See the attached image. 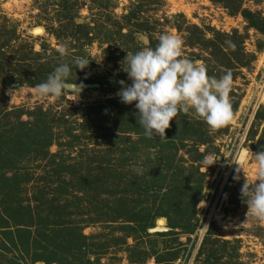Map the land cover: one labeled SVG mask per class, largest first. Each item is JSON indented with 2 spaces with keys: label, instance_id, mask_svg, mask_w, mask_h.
Wrapping results in <instances>:
<instances>
[{
  "label": "rangeland",
  "instance_id": "obj_1",
  "mask_svg": "<svg viewBox=\"0 0 264 264\" xmlns=\"http://www.w3.org/2000/svg\"><path fill=\"white\" fill-rule=\"evenodd\" d=\"M162 33L180 37L182 55L209 76L231 72L229 124L212 130L180 113L165 135L181 143L125 124L137 110L116 95L119 81L131 83L122 62L155 48ZM77 58L89 60L68 77L83 86L79 95L37 94L59 63ZM263 79L264 0H0V112L13 126L1 152L13 161H0V264H48L52 254H73L74 264H264V220L240 196L245 182H258L264 88L250 97ZM4 176L15 177L8 185ZM40 216L53 224L48 234L72 223L82 249L48 243ZM140 217L153 228L142 229Z\"/></svg>",
  "mask_w": 264,
  "mask_h": 264
},
{
  "label": "clouds",
  "instance_id": "obj_2",
  "mask_svg": "<svg viewBox=\"0 0 264 264\" xmlns=\"http://www.w3.org/2000/svg\"><path fill=\"white\" fill-rule=\"evenodd\" d=\"M183 40L177 35L162 33L155 48H145L127 53L123 71L130 84L119 81L121 85L116 95L121 103L133 104L137 110L136 122L143 129L145 137H159L164 140L169 122L180 113L191 111L212 129L229 124L233 118L229 92L232 87L231 72L219 78L209 76L203 64H196L182 55ZM61 57L66 55V45L58 49ZM89 60L77 58L73 67L61 62L49 74L46 80L36 86V92L42 97H60L71 90L78 93L82 85L69 84L68 77L74 68L84 70ZM126 65V67H125ZM258 166L257 183H244L240 189L242 203L247 206V213L264 220V150L253 153ZM214 159L205 157L202 163L207 167L214 164ZM237 169L240 161L234 162ZM141 174L139 167L133 169Z\"/></svg>",
  "mask_w": 264,
  "mask_h": 264
},
{
  "label": "trees",
  "instance_id": "obj_3",
  "mask_svg": "<svg viewBox=\"0 0 264 264\" xmlns=\"http://www.w3.org/2000/svg\"><path fill=\"white\" fill-rule=\"evenodd\" d=\"M246 19L247 20H249V18H248V16H246ZM253 26H254V24H253ZM255 27V26H254ZM259 30V29H258ZM3 113H5L3 110L0 112V137H1V139H0V141H2L3 142V144H4V146H5V149H3V150H1V147H2V144L0 145V161H4V162H2L3 164H5V163H10L11 164V162L13 161L12 159V156L10 155V154H8L7 156H5V155H3L1 152L2 151H4V150H6V147H7V145H8V140H9V137L11 136V131H13V129H12V124H9L8 122H7V113L6 114H3ZM9 114V113H8ZM4 115V116H3ZM131 116V115H130ZM3 117V119H1ZM134 119V120H133ZM4 120V124L2 125V121ZM133 120V121H132ZM133 122V123H132ZM132 124V127L134 126L135 128V130H132V131H135L136 133H138L139 135H141V134H143V129L141 128V127H139L138 126V124H137V122H136V118H133V117H129V121H126L125 122V124L127 125V124ZM22 125H27V124H24V123H22ZM119 129H121V128H119ZM119 133H122V134H124L123 132H121V131H118ZM170 133V132H169ZM168 133V134H169ZM74 135V134H73ZM180 134H176L175 136H174V134H172V133H170L168 136L167 135H165V138L166 139H164V140H160V141H165V140H168V139H173L174 141H179L180 143L182 142L181 141V138H180V136H179ZM3 138V139H2ZM74 138H76V137H74ZM157 139L158 141H159V137L157 136V137H151V139ZM262 138H264V137H262ZM8 139V140H7ZM76 139H78V138H76ZM6 140H7V142H6ZM5 143H6V145H5ZM10 143H12V142H10ZM260 145H262V148H263V150H264V139L262 140V142H261V144ZM70 146L71 147H73L71 144H70ZM132 151V150H131ZM48 153V152H47ZM47 155H49V154H47ZM51 157H54V158H56L57 156H54V155H52ZM53 163H55V162H53ZM59 168L61 169V166H59ZM52 172V171H51ZM55 173H54V175H60L61 173H64L63 171H61V172H58V174H57V172H56V170L54 171ZM15 177V176H14ZM13 176H12V178H7L6 176H4V180L6 181V184H11L12 182H13V178H14ZM60 178H62L63 179V182H64V179L66 180V178H64V177H61V176H59ZM53 183V182H52ZM52 183H50V184H52ZM154 188H156V186H152L151 188H149V189H151V191L154 189ZM150 191V190H149ZM9 196L7 195V197H5V199H4V201H6V200H8L9 198H8ZM10 198H12V196H10ZM15 198H18L17 196H15ZM19 207H21V208H24V205L20 202V204H19ZM26 209V208H25ZM28 210H29V208H27ZM142 211H144V210H142ZM144 213V212H143ZM8 215V214H7ZM143 215V214H142ZM141 215V216H142ZM145 215H148L149 217H150V214H145ZM36 217H37V214L35 215ZM8 219L10 218L9 217V215L8 216H6ZM128 217V219H133L132 217L133 216H127ZM158 217H164V216H158ZM27 218L29 219V221H32V215H31V212H30V210H29V212H28V215H27ZM141 218V217H140ZM14 220V219H13ZM12 220V221H13ZM190 221H191V219H189ZM41 224H40V226L41 225H44L42 228H41V232H39L38 231V234L39 235H42L41 233H44L45 235H44V237H46V239H48L49 241H48V243H50V242H52L53 244H55L58 248H62V245H69V246H72L71 248H73V247H77V249H79L80 248V250L82 249L81 248V244L80 243H77L78 242V240H79V238H77V235L75 234V230H73V228H71V227H73V226H71V224L72 223H70V222H58V223H60L61 225H62V228L61 229H57V230H54V233L53 234H48L47 232H44L46 229L47 230H49V229H51L52 230V227H53V224H50V220L48 219V217L47 218H44V217H42V216H40V218H39V220H38ZM136 221V220H135ZM170 222H169V228H171V229H178L179 228V226H180V224L178 223V222H173L171 219L169 220ZM137 222H139L140 224H141V228L143 229H147V228H153V224H149L150 223V221H149V219H146V218H141V219H139V220H137ZM23 223H27V221L26 220H24V222ZM3 225H7L8 223L6 222V220H3V223H2ZM34 223H32V225H33ZM39 225V224H38ZM54 225H57V224H54ZM24 226V225H23ZM24 227H26V226H24ZM55 227V226H54ZM46 228V229H45ZM78 239V240H77ZM36 243L37 244H35V245H37V247L39 246H42L41 245V243L40 242H37L36 241ZM44 249V248H43ZM74 249V248H73ZM71 251L72 250H70V253H71ZM1 254H3V253H1ZM4 256H2L1 255V258H3V259H6V256H5V254H3ZM52 257H55V260H52L53 262L51 263V262H49V263H51V264H59V263H65V264H74L75 262H74V255L73 254H70L69 255V257H61V258H58L57 257V255L56 254H52ZM42 258V257H41ZM56 258H58V259H56ZM47 263V262H46ZM48 263V264H49Z\"/></svg>",
  "mask_w": 264,
  "mask_h": 264
},
{
  "label": "water",
  "instance_id": "obj_4",
  "mask_svg": "<svg viewBox=\"0 0 264 264\" xmlns=\"http://www.w3.org/2000/svg\"><path fill=\"white\" fill-rule=\"evenodd\" d=\"M247 156L248 151L246 149H242L237 158V161H240V165L246 160Z\"/></svg>",
  "mask_w": 264,
  "mask_h": 264
},
{
  "label": "built area",
  "instance_id": "obj_5",
  "mask_svg": "<svg viewBox=\"0 0 264 264\" xmlns=\"http://www.w3.org/2000/svg\"><path fill=\"white\" fill-rule=\"evenodd\" d=\"M263 88H264V79L260 81V84L259 85H257V87H256V93L255 94L252 93V95H251L250 98H253V97L256 98V96L258 97L259 96V95H257V92L258 91H261L260 94H262V89Z\"/></svg>",
  "mask_w": 264,
  "mask_h": 264
},
{
  "label": "bare ground",
  "instance_id": "obj_6",
  "mask_svg": "<svg viewBox=\"0 0 264 264\" xmlns=\"http://www.w3.org/2000/svg\"><path fill=\"white\" fill-rule=\"evenodd\" d=\"M158 224H159V226H164V221L163 220H159Z\"/></svg>",
  "mask_w": 264,
  "mask_h": 264
}]
</instances>
